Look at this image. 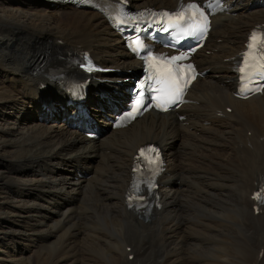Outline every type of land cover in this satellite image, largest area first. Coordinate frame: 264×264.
Returning a JSON list of instances; mask_svg holds the SVG:
<instances>
[{
  "label": "bare ground",
  "instance_id": "bare-ground-1",
  "mask_svg": "<svg viewBox=\"0 0 264 264\" xmlns=\"http://www.w3.org/2000/svg\"><path fill=\"white\" fill-rule=\"evenodd\" d=\"M130 1L139 8L177 2ZM225 6L228 13L217 18L220 27L196 58L206 71L191 91L197 104L180 109V120L147 113L113 130V108L131 75L124 72L138 62L102 13L57 0H0V162H13L8 171L0 166V264H31L35 248L54 242L51 264H226L223 248L234 246L236 230L238 264H264V205L255 214L250 200L264 179V95L235 99L226 61L264 22V0H225ZM59 45L88 50L115 69L90 82L87 107L97 140L73 118L67 86L37 69L40 54ZM226 106L234 121L213 117ZM12 118L15 125L1 123ZM184 136L188 143L180 148ZM149 141L161 146L168 167L161 206L144 219L126 210L124 194L132 155ZM225 144L231 152H214L223 153Z\"/></svg>",
  "mask_w": 264,
  "mask_h": 264
},
{
  "label": "rangeland",
  "instance_id": "rangeland-1",
  "mask_svg": "<svg viewBox=\"0 0 264 264\" xmlns=\"http://www.w3.org/2000/svg\"><path fill=\"white\" fill-rule=\"evenodd\" d=\"M232 13H234V12H232ZM236 13V16H237V12H235ZM138 77H140V73L138 74ZM52 118H50L48 121H50ZM14 121V125L17 123V120H15V119H8V120H6V122H1L2 124L3 123H9V121ZM37 120L38 121H40L41 119L37 116ZM60 119L59 118H57V119H55V121L56 122H58ZM47 121V122H48ZM32 123L33 124H36V122H34V121H32ZM37 125V124H36ZM204 126H207V125H204ZM231 136V133H226L225 134V139L227 140L229 137ZM187 138H185V140H186ZM185 140H183L182 139V137H181V140L180 141H178L177 142V145L178 146H180V147H185V144H186V142L188 143V139L185 141ZM228 147L230 148V149H228ZM231 148H232V145H227V144H225V148L224 149H221L220 151H223V153H221V152H219V151H217V150H219V149H217L216 151H214V152H216V153H219V154H225V153H229V152H231ZM206 150L207 149H210V147H208V148H205ZM2 157V156H1ZM12 164H13V162L12 161H10V160H5V159H2V162H0V166H5L6 167V169H5V171H8V170H10V168H11V166H12ZM1 169H3V168H1ZM188 190V189H187ZM29 191V188L27 187V190H26V192H28ZM23 192H25V191H23ZM65 193H67V192H65ZM68 195H69V197H70V195H71V193L70 192H68ZM73 214V213H72ZM21 227H25V232H26V229H27V225H23V226H21ZM26 237V236H25ZM241 234H240V230H236L235 232H234V234L232 235V240L233 241H235V244H234V246H232V247H225V248H223L224 249V252H225V254H226V256H227V262H226V264H233V263H235V264H238L239 263V259H240V257H241V249H240V243H241ZM55 243V242H54ZM53 243V244H54ZM53 244H51V245H49L48 247H45V248H40V249H38V248H35L36 250H35V253L34 254H32L33 256H32V259H31V264H51V261H52V254H54V251H55V246L53 245ZM10 249H12V247L10 246ZM44 249V250H43ZM232 249V250H231ZM0 250H1V248H0ZM37 250H39V251H37ZM46 250V251H45ZM16 251V250H15ZM14 251V252H15ZM41 251V252H40ZM52 253H51V252ZM13 252V253H14ZM45 252V253H44ZM6 252H2V254H5ZM39 253V254H38ZM48 254V255H47ZM39 255H40V257H39ZM45 255V256H44ZM50 255V256H49ZM33 257H36V258H34L33 259ZM43 259H42V258ZM229 258V259H228ZM42 261H40V260ZM231 259V260H230ZM233 260H235V261H233ZM232 261V262H231Z\"/></svg>",
  "mask_w": 264,
  "mask_h": 264
},
{
  "label": "snow or ice",
  "instance_id": "snow-or-ice-1",
  "mask_svg": "<svg viewBox=\"0 0 264 264\" xmlns=\"http://www.w3.org/2000/svg\"><path fill=\"white\" fill-rule=\"evenodd\" d=\"M205 31H206V29H205ZM253 39H255V34H253ZM176 59H178V58H177V57H172V60H176ZM189 67H190V66H189ZM180 91H181V89H177V92H178V93H179ZM176 98H178V97L170 98L169 102H170V103H175V99H176ZM156 106H157V107H163L164 105L157 104ZM135 111H136V109L133 108V112H135ZM128 115L131 116L132 113L130 112V113H128Z\"/></svg>",
  "mask_w": 264,
  "mask_h": 264
}]
</instances>
